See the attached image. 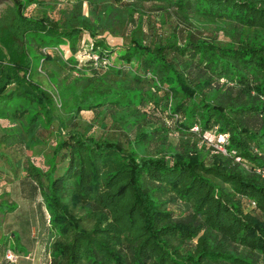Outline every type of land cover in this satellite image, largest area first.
I'll use <instances>...</instances> for the list:
<instances>
[{
  "label": "trees",
  "instance_id": "1",
  "mask_svg": "<svg viewBox=\"0 0 264 264\" xmlns=\"http://www.w3.org/2000/svg\"><path fill=\"white\" fill-rule=\"evenodd\" d=\"M32 1L0 7V142L53 137L42 163L22 165L47 214L48 264H264V178L190 129L216 126L250 164L263 161L264 0H126L113 58L98 30L116 33L117 7L104 2L95 22L82 0L54 18L26 14ZM143 1L177 20L163 38L134 14ZM206 24L227 40L202 35ZM83 32L96 63L74 56ZM81 111L107 114L122 139L77 128Z\"/></svg>",
  "mask_w": 264,
  "mask_h": 264
},
{
  "label": "rangeland",
  "instance_id": "2",
  "mask_svg": "<svg viewBox=\"0 0 264 264\" xmlns=\"http://www.w3.org/2000/svg\"><path fill=\"white\" fill-rule=\"evenodd\" d=\"M104 2L111 3L112 6L117 7L119 13L115 34H111L103 29L98 30V35H104L106 42L113 47L109 55V58H113L129 26L127 5L125 4L127 1L98 0L96 7L93 9L87 4L88 2L82 0L81 10L90 19L98 22L99 19L95 13L102 8ZM0 3L2 4V0H0ZM4 3L5 1H3ZM74 3L75 0H34L26 5L24 10L26 14L40 15L41 13H46L53 18L64 17L72 13L75 8ZM153 4L154 2L151 1H143L141 8H135L134 14L142 11L144 29L147 30V24H150V28H154L151 30V36L154 38L157 36L163 38L177 20L169 12L165 11L161 14V11L156 9ZM101 15L103 14L101 13ZM199 26L202 35L215 36L219 43L227 40L221 31L213 30L212 25L206 24ZM89 39L90 37L83 32L78 49L74 53L79 65L85 60L86 53L91 54L90 44H88ZM60 48L63 57L70 54L67 45L61 44ZM37 70L38 72L34 74L35 78L45 88H50V84L47 82L44 74L39 71L38 67ZM3 119L0 118V134L2 133L1 128L4 127L2 125L8 122ZM87 125H89L88 131L93 134H106L113 138L117 137L122 139L119 127H117L116 123L110 121L107 114L100 116L91 111H81L80 115L76 118V127L83 130ZM169 134L172 137H177L178 135L176 131H171ZM52 141L53 137L48 135L43 141L32 140L29 137L26 139L25 145L17 144L18 142L11 144L0 142V264H48V254L44 248L46 229L43 228L40 219L41 213L43 222L46 224L47 214L44 211L41 196L38 193L30 197V192L28 194L27 187L22 186L20 180L16 179L15 176L17 173L20 174L22 172V165L26 163L25 158L28 155L36 157L39 163H42L45 157L51 153ZM152 143L149 146L150 150L153 149ZM197 143L200 144V138L197 140ZM179 204L180 202L176 201V203H171L169 206L173 208L174 212H177L180 207ZM243 204L246 205L245 203ZM12 206L13 208L10 209ZM22 247L25 249L20 250ZM6 248H10L14 253V260L7 261L4 259L3 254Z\"/></svg>",
  "mask_w": 264,
  "mask_h": 264
},
{
  "label": "built area",
  "instance_id": "3",
  "mask_svg": "<svg viewBox=\"0 0 264 264\" xmlns=\"http://www.w3.org/2000/svg\"><path fill=\"white\" fill-rule=\"evenodd\" d=\"M89 58L96 63L98 56L91 52L88 53ZM101 63L108 64L107 59H102ZM264 99V98H263ZM190 129L193 132H196L200 138V142L205 143L209 146L210 153H218L222 155L231 156L234 161L239 162L245 169L257 174L259 177L264 178V153H261L258 149L254 147V152L257 155H261L263 157V161L260 164H250L246 159H244L236 149L229 148L228 145V133L226 131L216 130V126H213L211 129L200 130L197 123H193L190 126ZM249 204L251 206L254 205V202L250 200ZM3 257L5 260H14V253L10 250V248H6L4 250Z\"/></svg>",
  "mask_w": 264,
  "mask_h": 264
},
{
  "label": "crops",
  "instance_id": "4",
  "mask_svg": "<svg viewBox=\"0 0 264 264\" xmlns=\"http://www.w3.org/2000/svg\"><path fill=\"white\" fill-rule=\"evenodd\" d=\"M22 172H23V171H22ZM22 172H21L20 174L17 173L16 176H15V178L18 179V180H20L22 186H26V187H27L28 194H29V192H30V195H29V196H30V197H33V196H35L36 194H38V191L34 189V187H33V186L31 185V183L29 182L28 178L25 177V176L23 175ZM21 193H22V192H21ZM22 194H23V193H22ZM37 205H38V204H37ZM38 211H39V209H38ZM41 212H42V211H41ZM42 215H43V212H42ZM42 217H43V216H41V213H40V219H41L42 224H43V226H44L45 224H44V222H43ZM43 228H45V226H44Z\"/></svg>",
  "mask_w": 264,
  "mask_h": 264
},
{
  "label": "water",
  "instance_id": "5",
  "mask_svg": "<svg viewBox=\"0 0 264 264\" xmlns=\"http://www.w3.org/2000/svg\"><path fill=\"white\" fill-rule=\"evenodd\" d=\"M3 1H6V0H2V4L0 3V7L3 6Z\"/></svg>",
  "mask_w": 264,
  "mask_h": 264
}]
</instances>
